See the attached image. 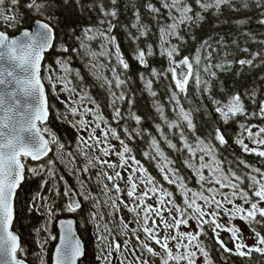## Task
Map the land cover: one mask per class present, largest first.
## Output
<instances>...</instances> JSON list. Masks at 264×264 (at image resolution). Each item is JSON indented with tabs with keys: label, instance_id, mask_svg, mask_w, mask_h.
Returning <instances> with one entry per match:
<instances>
[{
	"label": "snow or ice",
	"instance_id": "snow-or-ice-1",
	"mask_svg": "<svg viewBox=\"0 0 264 264\" xmlns=\"http://www.w3.org/2000/svg\"><path fill=\"white\" fill-rule=\"evenodd\" d=\"M121 11L119 0H0V264H27L15 224L30 176L44 177L42 183L53 197L49 201L40 196L39 206L34 199L27 209L46 217L34 229L38 236L45 233L38 245L39 264H48L46 245L57 239L53 264H80L85 250L76 221H58L59 238L50 225L60 211H81L85 201L93 202L89 215L98 229L101 264H216L213 241L228 256H264V123L252 122H264V90L259 96L255 87L222 98L213 93L218 71L233 64L250 70L264 67V40L245 33L261 48H240L248 58L238 60L227 59L231 53L226 45L221 51L219 43L213 47L207 40L192 54H183L190 40H196L194 30L209 15L218 20L226 11H257L264 25V0H141L133 9L134 21L127 25L120 21ZM92 15L95 23L79 26ZM28 18L32 25L21 28ZM247 23V18L237 20L241 26ZM118 28L134 44L127 57ZM151 35H157L155 44L145 42ZM54 51L57 55L47 63L46 56ZM155 56L165 58L167 67H151ZM77 60L83 73L73 67ZM132 60L145 69L139 79L153 98L160 97L154 85L165 82L167 109L160 99L153 102L160 121L154 124L155 134L142 127L145 118L133 111L135 100L127 87ZM88 77L106 92L111 119L91 95ZM190 87L199 100L211 101L221 125L236 124L233 144L242 154L259 158L258 165L234 152L231 159L223 156L229 139L221 126L203 136L198 133L194 114L199 108L185 104L191 103ZM49 88L57 99L67 94L61 101L65 111L57 118L77 132L74 147L62 142L48 124L54 107ZM127 121L134 122L131 128ZM138 140L145 142L143 150L136 148ZM166 149L182 157L179 162L192 173L195 188ZM29 160L38 163L30 165ZM61 195L68 202L54 210ZM123 210L132 213L130 220L124 219ZM236 221L247 228V237ZM222 233L227 235L221 238Z\"/></svg>",
	"mask_w": 264,
	"mask_h": 264
},
{
	"label": "trees",
	"instance_id": "trees-1",
	"mask_svg": "<svg viewBox=\"0 0 264 264\" xmlns=\"http://www.w3.org/2000/svg\"><path fill=\"white\" fill-rule=\"evenodd\" d=\"M121 5V15L120 21L122 24H131L134 21L133 9L138 7L141 3V0H119ZM247 18L248 23L246 25L237 24V20ZM96 17L92 15L90 18L82 19L80 22V27L86 26L88 24L95 23ZM259 12L249 11V12H224V14L219 17L217 20L216 17L209 15L208 19L197 29L194 30L196 35V40L189 42L188 49L183 53L184 55L192 54L197 48L200 47V42L207 40L213 47H216L217 44H220V50H226L231 53L227 58L229 60H238L240 58H248L247 54L239 51L240 48L249 47L252 51H258L261 48V45L256 41L249 39L245 33H252L256 36L257 40H264V25L259 24ZM147 22L151 23L149 19ZM32 25L31 18L26 19L25 24L21 25V28L28 27ZM12 31V30H10ZM153 32H156V29L153 28ZM18 34V33H17ZM117 38L122 40V50L124 51L126 57L128 53L134 47L132 41H129L127 37L124 36V31L122 28L117 29ZM63 36L61 40L63 41ZM157 40V35H151L145 41L146 43L155 44ZM69 44H74L75 41L68 40ZM57 53L54 51L50 56H46V62L52 63ZM216 59L223 61V57L217 56ZM81 61H74L73 67L81 69V72H84V69L81 68ZM151 67L157 69H164L167 67V61L165 58L160 56H155L150 58ZM131 68L128 70L127 75L130 77V83L127 85L128 89L134 96L135 103L133 105V111L137 114L142 115L145 120L142 127H145L153 131L155 134L154 124L159 123V118L157 113L154 110L153 102L154 99H160L162 103L165 104L167 109V101L164 96L165 88L164 81H160L158 84L154 85V88L160 93V97L153 98L148 92L145 91L143 86V81L139 79V73L144 72L145 69L136 63L134 60L131 61ZM45 72H42V76ZM202 77L204 74L201 73ZM206 78V77H205ZM264 67L262 68H241L238 64H233L230 69L226 68L223 71L217 72V79L213 80V93L222 98L224 95H228L235 92L244 93L245 91H251L253 87L256 88L258 96L261 90H264ZM86 83L91 88V95L96 98L100 103L101 108L103 109V114L111 119V109L108 106V96L106 92L95 85V81L91 77L86 79ZM47 87V85H46ZM49 103L53 105L50 109L51 116L49 118L48 124L52 130L61 138L62 142H65L66 145L70 144L71 147H74L77 142V132L65 122H62L57 118L58 113L65 111V105L61 103L62 99L59 97L57 99L51 92L49 88ZM190 98L191 103L185 102L186 107L199 108V111L195 112V120L197 121L198 133L203 136L206 133L212 131L214 126H221L228 134L227 138L229 139V146H225L222 149V154L224 157L231 159V153H236L237 155H243L246 160L253 164H259V158L255 156H249L242 154L238 146L233 144L232 138L237 132L236 124L230 125H221L219 116L213 112V105L210 100L206 97L203 101L198 99L197 93L195 90L190 87ZM248 104V101H245ZM201 105H206L202 107ZM127 108V103L123 105ZM251 107V105H249ZM70 120V117H68ZM254 123L261 124L264 123L260 119H253ZM125 123V121H121ZM128 126L131 128L134 124L132 121H127ZM115 126V125H113ZM247 142V141H246ZM144 141H137L136 148L138 150H143L145 148ZM169 154L173 159L178 161L177 167L181 168L183 174L187 176L191 183L190 186L195 188L196 181L192 178V173L189 170L183 168L182 164L179 162L182 157L178 154L171 152ZM52 153L50 154V156ZM137 158L142 159L137 151ZM28 164L35 165L36 163L28 161ZM149 168V171L157 176V179H160L159 174L152 163L146 165ZM59 171L64 172V166H58ZM44 177L36 176L29 177L25 182L24 192L20 196L19 204V214L15 224L16 230L21 236V243L26 249L27 256L26 260L28 264H39V253L41 249L39 248V243L43 240L45 233L41 232L39 236L34 231L35 228L40 227L43 221L46 219L45 216L40 215L36 212H29L28 205L29 203L37 199V206H39L38 197L46 196L49 201L53 199L49 186L43 185ZM68 182L76 187V181L68 176ZM92 187L94 192L99 193V187L94 184H89ZM62 188L63 186L60 185ZM101 199H104L101 195ZM68 198L61 195L55 200V208L61 209L62 206L66 205ZM93 202L85 201L83 202V209L76 213H68L66 211H60L57 216L54 218V222L51 224L50 229L52 235L58 237V230L56 227L57 221L62 218L72 217L77 222V229L81 239L85 245V255L84 258L80 261V264H101V261L98 259L100 255V242L97 238L98 229L94 226L92 219L90 218V212L94 210L92 207ZM40 211L43 212V207L40 208ZM107 217V209L103 210ZM111 219V217H107ZM132 218V213H130V219ZM103 227V224H101ZM211 235V233L209 234ZM123 239V237H120ZM222 238V235H221ZM201 239H205L201 237ZM57 240H49L46 249H47V261L48 264H52V255L56 246ZM214 250L212 251V257L216 261V264H264V256L258 253H254L251 258L245 259L235 255L228 256L227 254L221 253L218 248H216L214 241L210 245ZM231 247V246H229ZM224 257H227L225 260Z\"/></svg>",
	"mask_w": 264,
	"mask_h": 264
},
{
	"label": "rangeland",
	"instance_id": "rangeland-1",
	"mask_svg": "<svg viewBox=\"0 0 264 264\" xmlns=\"http://www.w3.org/2000/svg\"><path fill=\"white\" fill-rule=\"evenodd\" d=\"M57 91H58V89H57ZM67 94L66 93H61V95H60V97H61V99L63 100L64 98H65V96H66ZM70 117V120H72L73 119V117H71V116H69ZM114 143H115V141H113ZM127 178V177H126ZM125 178V179H126ZM110 187H111V185H109ZM121 187H124V182L123 181H121ZM103 197V196H102ZM104 198V197H103ZM126 200L128 199L127 198V196L125 195V197H124ZM152 201H149V203H151ZM122 215H123V217H124V219L127 221V220H130V212H128L127 210H123L122 211ZM55 218V217H54ZM236 223H238V224H240V226L242 227V228H244V234H245V236L247 237L248 235H249V233H248V230H247V228L240 222V221H236ZM51 226V225H50ZM193 227H195V225H193ZM222 235V238H224V236H226L227 235V233H222L221 234ZM249 244H251V243H253V241L252 240H248L247 241ZM133 243H135V241L133 240ZM231 247H232V245H230ZM113 264H117V262H113Z\"/></svg>",
	"mask_w": 264,
	"mask_h": 264
},
{
	"label": "water",
	"instance_id": "water-1",
	"mask_svg": "<svg viewBox=\"0 0 264 264\" xmlns=\"http://www.w3.org/2000/svg\"><path fill=\"white\" fill-rule=\"evenodd\" d=\"M42 72H43V70H42ZM50 113H51V111H50ZM50 116H51V114H50ZM50 116H49V118H50ZM49 121V120H48ZM51 153H49V155H50ZM31 161V160H30ZM32 162H34V163H38V162H35V161H32ZM68 219H71V220H74V221H76L74 218H72V217H67V218H62V219H59L58 221H60V220H68ZM58 221H57V224H56V227H57V230H58V238H59V236H60V234H61V229H60V226H59V223H58ZM74 227H75V231H76V234H77V236L80 238V240L82 241V239H81V236L79 235V232H78V229H77V222H76V224L74 225ZM82 244H83V246H84V250H85V245H84V243H83V241H82ZM57 245H58V239H57V243H56V246H55V248L57 247ZM229 245H231V244H229ZM55 250V249H54ZM54 253V252H53ZM84 258V256L81 258V260ZM28 264V263H27ZM52 264H53V261H52Z\"/></svg>",
	"mask_w": 264,
	"mask_h": 264
}]
</instances>
